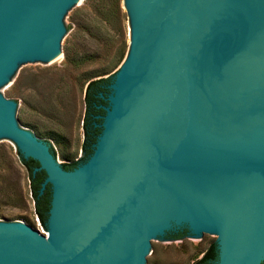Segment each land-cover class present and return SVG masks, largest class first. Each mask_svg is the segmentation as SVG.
<instances>
[{
    "label": "water",
    "instance_id": "95a60500",
    "mask_svg": "<svg viewBox=\"0 0 264 264\" xmlns=\"http://www.w3.org/2000/svg\"><path fill=\"white\" fill-rule=\"evenodd\" d=\"M77 3L0 0V90L19 69L15 59L47 62L62 52L60 23ZM127 5L132 48L84 163L63 170L0 96V137L38 162L40 191L51 189L49 243L21 224H0V264H147L159 234L178 229L217 235L213 264H258L264 0Z\"/></svg>",
    "mask_w": 264,
    "mask_h": 264
},
{
    "label": "rangeland",
    "instance_id": "374dc122",
    "mask_svg": "<svg viewBox=\"0 0 264 264\" xmlns=\"http://www.w3.org/2000/svg\"><path fill=\"white\" fill-rule=\"evenodd\" d=\"M62 20L60 48L51 62H23L1 88L0 96L17 110L16 124L47 148L58 165L82 157L84 93L89 81L112 76L132 48V15L127 0H76ZM61 54V56H60ZM23 154L9 137H0V224H21L49 243V232L35 220ZM185 231V232H184ZM159 239L147 264H192L216 242L217 235ZM264 262V253L258 264Z\"/></svg>",
    "mask_w": 264,
    "mask_h": 264
},
{
    "label": "trees",
    "instance_id": "16d2710c",
    "mask_svg": "<svg viewBox=\"0 0 264 264\" xmlns=\"http://www.w3.org/2000/svg\"><path fill=\"white\" fill-rule=\"evenodd\" d=\"M112 82V76L107 78H99L97 80L89 81L85 88L84 93V117L82 122L83 142H82V157L76 162L70 164H60V167L65 171H71L78 165L84 163L93 152V145L96 143L97 136L101 132L102 117L105 114L104 107L107 106L105 100L109 89L108 86ZM49 151L54 157V152L51 147ZM22 163L28 173L29 191L33 201L34 214L37 216L39 223L46 228L48 218V211L50 208L51 189L50 185L46 184L44 189L40 191L41 185L46 178L43 170H37L39 167L37 161L29 158L23 159ZM185 232V231H184ZM183 232L175 235V238H180ZM217 260V247L216 243H212L202 256L194 261L192 264H213ZM261 264H264L262 262Z\"/></svg>",
    "mask_w": 264,
    "mask_h": 264
},
{
    "label": "flooded vegetation",
    "instance_id": "af4514ba",
    "mask_svg": "<svg viewBox=\"0 0 264 264\" xmlns=\"http://www.w3.org/2000/svg\"><path fill=\"white\" fill-rule=\"evenodd\" d=\"M183 231H184V229H178L177 231L169 233L167 237L171 238V239H174L175 235H177L178 233L183 232Z\"/></svg>",
    "mask_w": 264,
    "mask_h": 264
},
{
    "label": "bare ground",
    "instance_id": "6f19581e",
    "mask_svg": "<svg viewBox=\"0 0 264 264\" xmlns=\"http://www.w3.org/2000/svg\"><path fill=\"white\" fill-rule=\"evenodd\" d=\"M60 56H61V54H60ZM55 57H59L58 55H56V56H54L53 58H51L50 60H49V62H51ZM193 218L195 219V220H193V225L194 226H197L198 224H199V222H198V218H196V217H194L193 216Z\"/></svg>",
    "mask_w": 264,
    "mask_h": 264
},
{
    "label": "built area",
    "instance_id": "2783aa9c",
    "mask_svg": "<svg viewBox=\"0 0 264 264\" xmlns=\"http://www.w3.org/2000/svg\"><path fill=\"white\" fill-rule=\"evenodd\" d=\"M35 220L37 221V222H39V220H38V218H37V216L35 215Z\"/></svg>",
    "mask_w": 264,
    "mask_h": 264
}]
</instances>
